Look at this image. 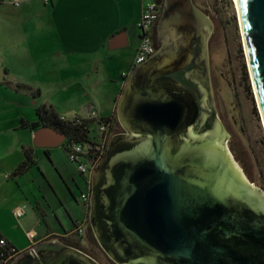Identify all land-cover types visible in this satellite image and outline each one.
I'll list each match as a JSON object with an SVG mask.
<instances>
[{"label": "water", "instance_id": "95a60500", "mask_svg": "<svg viewBox=\"0 0 264 264\" xmlns=\"http://www.w3.org/2000/svg\"><path fill=\"white\" fill-rule=\"evenodd\" d=\"M237 4L264 120V0ZM161 10L160 48L126 79L116 107L123 131L94 169V234L118 264H264V188L235 159L214 107L213 23L194 0ZM66 137L44 125L34 142L59 146ZM10 264L100 263L53 238Z\"/></svg>", "mask_w": 264, "mask_h": 264}, {"label": "crops", "instance_id": "0c3cea01", "mask_svg": "<svg viewBox=\"0 0 264 264\" xmlns=\"http://www.w3.org/2000/svg\"><path fill=\"white\" fill-rule=\"evenodd\" d=\"M141 12L142 0H20L19 5L0 2V66L4 64L16 68L18 61L30 58L37 70L40 66L45 68L48 62L49 80L53 86H59L63 79H67L68 73L72 72H84L81 80L88 83L92 82L94 73L103 74L106 77L99 81L111 82L115 86L113 94L103 101L88 92L92 103L85 113L73 116L94 118L97 120L94 124L100 126L98 121L102 118H117V100L126 79L139 65L135 66L134 63L139 45L136 26ZM2 28L5 29L3 35ZM7 30L15 38H11V33ZM124 31L127 35H123L121 41L112 43L114 37ZM29 36L35 39V44L41 39H48L51 45L49 53L46 50H36L24 42ZM12 39L14 41L9 42ZM71 79L72 83L80 81L74 75ZM41 91L42 89L37 92L35 90L32 94H26L25 100L19 99L16 102L14 113L8 115L12 118L4 129L5 134L9 135L8 139L0 141V202L13 197L19 200V196L23 194L25 198L22 197L19 203H29L38 219V231L36 228L30 229L34 237H28L29 245L25 248L17 245L0 230V234L21 252L53 238L70 240L75 228L70 219L76 223L77 220L82 221L86 212L83 205L79 216L74 205H80L68 198L63 201L60 196L59 189L63 186L62 181L66 180V172H60L61 178L50 179L45 169L48 167V159H53L54 149L60 146L64 149L65 141L52 147H39L34 142L36 130L44 126L43 121L38 118L37 109L47 107L40 103L43 94ZM54 111L65 118H73L55 108ZM36 123L39 124L38 128L33 127ZM91 135L97 142L102 138L101 134L100 137ZM48 139L49 142L56 140L52 136ZM28 151L32 153L34 164L24 174L14 176L15 170L26 160ZM28 174L33 185L29 183V193L25 194L26 182L23 178ZM39 179L46 182L52 195L43 193ZM61 204L66 206L65 209L61 208ZM68 208L74 210L75 218ZM21 210L23 214L19 218H23L26 213L24 207Z\"/></svg>", "mask_w": 264, "mask_h": 264}, {"label": "rangeland", "instance_id": "374dc122", "mask_svg": "<svg viewBox=\"0 0 264 264\" xmlns=\"http://www.w3.org/2000/svg\"><path fill=\"white\" fill-rule=\"evenodd\" d=\"M194 3L206 14L214 26L208 48L210 81L217 117L230 136L227 145L249 179L256 186L264 188V120L250 73L235 2L233 0H194ZM4 33L5 29L2 28L1 35ZM11 38H15L13 33H11ZM12 41L14 40H9V42ZM24 42L29 43L36 50H46L48 53L51 48L48 39H41L35 44V39L29 36L24 39ZM48 64L47 62L45 68L40 66L36 70L32 60L28 58L18 61L16 68L6 65L7 68L4 64L0 66V141L5 142L8 139L9 135L5 134L4 129L12 118L8 115L14 113L16 102L19 99L25 100L26 94H32L35 90L37 92L38 89H42L41 105H47V108L52 110L55 108L56 111L70 117L85 113V110L88 109V105L92 103L89 100L88 92L103 101L114 92L115 86L111 82L99 81L102 77H106L103 74L94 73L92 82L88 83L81 80L84 76L82 71L68 73L67 79H63L59 86H53L49 80L50 67ZM73 75L80 81L72 83L71 76ZM122 130V126L117 125L112 136ZM91 131V134L96 137H100L102 133L98 124H92ZM54 150L53 159L50 158L48 162L46 161L48 167L44 166L48 171V177L50 179L61 178L60 172H66L69 178L75 175L77 178L75 181L79 187L73 184V190L78 197L81 188H83L78 165L70 159L62 146ZM55 163L56 165H54ZM29 179H31L30 174L23 178L26 182L25 194L29 193V188L33 185ZM38 181L41 183L43 193L52 195L51 189L48 190L46 187V182L40 179ZM35 184L38 185V182ZM22 197L25 198L21 194L19 200L13 197L5 202H0V230L17 245L25 248L29 245L30 229L36 228L38 231L36 224L38 219L29 203L26 205L24 201L19 203ZM18 206H22L26 210L23 218L17 216V210L22 209V207L15 208ZM81 207V205H74L79 216L82 213ZM79 233L78 236H74L82 238V247L96 254L97 258L106 264V255L99 250H94V243L87 236L86 231Z\"/></svg>", "mask_w": 264, "mask_h": 264}, {"label": "built area", "instance_id": "2783aa9c", "mask_svg": "<svg viewBox=\"0 0 264 264\" xmlns=\"http://www.w3.org/2000/svg\"><path fill=\"white\" fill-rule=\"evenodd\" d=\"M0 2H8L14 5H19L20 0H0ZM161 15V6L158 0H142V12L137 22V30L139 32V45L137 56L135 59V66L148 60L157 50L154 43V27ZM63 117V116H62ZM64 119V117H63ZM101 139L96 146L91 144H69L68 155L70 159L78 165L82 172L88 171V162L95 161L98 157H102L105 153L109 137L111 136L110 128L105 124H100ZM82 199L87 201L89 193H82ZM23 214L22 210H17V216ZM31 238L34 237L33 231L29 232ZM17 252L16 249H14Z\"/></svg>", "mask_w": 264, "mask_h": 264}, {"label": "trees", "instance_id": "16d2710c", "mask_svg": "<svg viewBox=\"0 0 264 264\" xmlns=\"http://www.w3.org/2000/svg\"><path fill=\"white\" fill-rule=\"evenodd\" d=\"M37 112L41 118L44 119V125H49L59 132L64 133L67 136L69 140L68 142H70V144H91L92 146L97 145L96 139L91 135V125L97 121L96 119H83L79 116H75L72 119L65 118L63 115H60L54 110L45 106L38 108ZM47 118L48 120H45ZM98 123L107 125L110 128L109 130L111 133L116 130L117 125H120L118 119L114 117L102 118L98 121ZM33 127L38 128L39 124L36 123L33 125ZM64 149L68 154V146L64 147ZM33 164L34 160L32 153L28 151L26 160L15 170L14 176L24 174ZM14 249H16L17 252H15ZM20 252L21 251H19L12 242L0 234V264H10Z\"/></svg>", "mask_w": 264, "mask_h": 264}, {"label": "flooded vegetation", "instance_id": "af4514ba", "mask_svg": "<svg viewBox=\"0 0 264 264\" xmlns=\"http://www.w3.org/2000/svg\"><path fill=\"white\" fill-rule=\"evenodd\" d=\"M158 2H159L160 6H161V9H162V6H164V4L167 3V2H171V0H158ZM161 14H162V10H161ZM160 19H161V15H160L159 20L155 24V28H154V40H155V44H156V47H157L156 52L160 48V43H159V41H160L159 40V36H160L159 29H160V23H161ZM37 115H38V118L41 119V121H44V119L41 118V116L39 115L38 112H37ZM45 120H48V118L45 119ZM111 136H112V134H111ZM68 141L69 140L66 137V139H65V143H66L65 145L66 146H68L70 144V142H68ZM107 146H108V144H107ZM107 146H106L105 153L102 155V157L106 154ZM102 157L101 156L98 157V159L95 160L94 162L93 161L88 162L89 168H88V171L86 173L82 172L81 170H79V174H80V176L82 178L83 188H81V191H80V194H79L78 197L74 194V190H73V184L76 185L77 187H79V184L77 183V181H75V179H77V178H76L75 175H74V177H70L69 178L68 174H66V173H65L66 180L62 181L63 186L59 189L60 190L59 193H60V196L62 197L63 201H64L65 198H68V199L74 200V202L77 205H81V206L84 205V207H86L85 216H84V219L82 221L77 220V223H76V221H73L72 218L70 219V220H72V224H74V227H75L74 228V235L78 236L80 234L79 233L80 231L84 232L86 230L87 236L90 237V239L94 243V247H93L94 250H96V251L99 250L100 252H103L106 255V257H107L106 264H118L112 258H110L108 256V254L104 251V249L99 244V242H98V240H97V238H96V236L94 234V231H93V228H92V224H91V219H90L91 198H92V195H93V173H94V169H95L96 165L98 164V162L100 161V159ZM85 191L89 193V199L87 201H84L82 199V193H84ZM65 207L66 206L64 204H61V208L62 209H65ZM69 211L72 213V216H74V218H75L76 214H75L74 210L72 208H70ZM73 236L69 237L70 240H68V241H66L64 238H60V240L65 241L64 243H66L68 245H72L74 247H77V248L85 251L86 253H88L89 255L94 257L97 261H99L100 264H103L102 261H100V259L97 258L98 256H96V254H94L91 251H87L86 249H84V247L81 246V244H80V241L82 240L81 237L80 238H76V237H73Z\"/></svg>", "mask_w": 264, "mask_h": 264}, {"label": "bare ground", "instance_id": "6f19581e", "mask_svg": "<svg viewBox=\"0 0 264 264\" xmlns=\"http://www.w3.org/2000/svg\"><path fill=\"white\" fill-rule=\"evenodd\" d=\"M234 2H235V5H236V8H237V11L239 12V9H238V4H237V0H233ZM240 24H241V22H240ZM241 30H242V37H244V35H243V28H242V26H241ZM243 40H244V38H243ZM244 45H245V40H244Z\"/></svg>", "mask_w": 264, "mask_h": 264}]
</instances>
